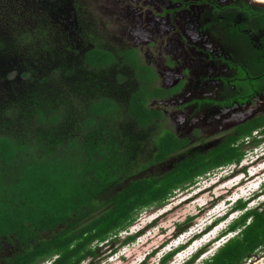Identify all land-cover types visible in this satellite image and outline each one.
I'll use <instances>...</instances> for the list:
<instances>
[{
	"label": "trees",
	"instance_id": "obj_1",
	"mask_svg": "<svg viewBox=\"0 0 264 264\" xmlns=\"http://www.w3.org/2000/svg\"><path fill=\"white\" fill-rule=\"evenodd\" d=\"M78 1L0 0V247L10 250L0 264L95 259L143 210L240 164L245 144L264 142L263 113L210 150H185L186 141L147 106L146 88H122L109 72L112 57L102 46L78 54L86 44L68 24ZM237 6L260 35L245 54L256 87L264 81V7ZM236 209L243 211L230 225L237 235L200 264H244L264 251V210L243 200ZM136 239L128 235L120 245ZM202 252L184 264H196Z\"/></svg>",
	"mask_w": 264,
	"mask_h": 264
},
{
	"label": "flooded vegetation",
	"instance_id": "obj_2",
	"mask_svg": "<svg viewBox=\"0 0 264 264\" xmlns=\"http://www.w3.org/2000/svg\"><path fill=\"white\" fill-rule=\"evenodd\" d=\"M242 2L248 3L79 0L68 24L80 44H86L78 54L93 50L95 43L102 46L112 57L107 69L121 87L146 88L151 95L147 106L157 113V121L186 144V134L200 128L212 133L222 127L217 120L230 115L225 122L231 123L225 126H235L213 141L218 143L254 117L249 116L264 113V81L255 87L256 75L243 59L248 43L260 35L248 27L249 18L242 17L237 6ZM83 32L89 33V41L83 40ZM258 98V106L251 108ZM241 109L246 111L237 121ZM9 251L0 247V256Z\"/></svg>",
	"mask_w": 264,
	"mask_h": 264
},
{
	"label": "rangeland",
	"instance_id": "obj_3",
	"mask_svg": "<svg viewBox=\"0 0 264 264\" xmlns=\"http://www.w3.org/2000/svg\"><path fill=\"white\" fill-rule=\"evenodd\" d=\"M244 1L255 5L253 3L255 0ZM243 59L247 62L245 54ZM260 101L261 98L254 99L251 108L255 109ZM245 111L246 109L238 110L241 114L240 117H236L237 121ZM257 116L259 114L254 115ZM226 117L217 120V124H221L222 127L217 126L218 129L212 133H208L206 128H200L194 134L193 132L186 134L188 143L185 150L202 148V151H206L214 147L217 142L213 141L232 131L235 126L233 123L229 127L225 126L230 122H225L230 115ZM159 128L156 127L155 130ZM244 151L246 154L240 164H232L201 177L188 190L177 191L161 208L143 210L128 231L119 237L123 240L128 235L137 234L134 242L120 245L119 240L109 246H103L95 259L90 258L83 264H159L171 246H173L171 249H174L185 242H188L186 246L179 247L180 255L173 256L168 264H183L202 248L207 252L200 254L196 264L211 257L221 245L238 233L230 230V225L243 213L236 209L237 200L241 199L247 203L248 209L264 210V142L257 148L245 144ZM165 166L166 164L152 166L148 171H143V174H156L160 169L162 171L167 168ZM239 180H242V184L233 187ZM179 223H184L182 232L179 231ZM203 231L207 234L197 235ZM195 235L197 237L190 240ZM262 258L264 251L247 258L244 264H253Z\"/></svg>",
	"mask_w": 264,
	"mask_h": 264
},
{
	"label": "clouds",
	"instance_id": "obj_4",
	"mask_svg": "<svg viewBox=\"0 0 264 264\" xmlns=\"http://www.w3.org/2000/svg\"><path fill=\"white\" fill-rule=\"evenodd\" d=\"M243 174H244V171L242 172ZM239 183H241L242 184V180H239L238 182H237V184H239ZM261 183H262V181H261ZM258 188H260V186L258 187ZM263 190H264V181H263ZM219 199V198H218ZM217 199V200H218ZM241 199H239V200H237L236 201V203L238 202V201H240ZM216 201V200H215ZM214 202V201H213ZM235 203V204H236ZM201 234H207V232H205V231H203V232H201V233H199V234H197V235H201ZM197 235H195V236H192L191 238H190V240H193V239H195L196 237H197ZM210 242V241H209ZM187 243L188 242H185L184 244H180V245H178L177 247H175L174 249H171L173 246H171L170 247V251L168 252V253H174V256H178V255H180V253H181V251H180V249L181 248H179V247H181V246H186L187 245ZM207 244V243H206ZM205 244V245H206ZM185 250V248L182 250V252ZM203 250V248L202 249H200L199 251H196L195 253H194V255H191V258L190 259H192L195 255H197V254H199L201 251ZM207 252V251H206ZM206 252H204L203 254H205ZM148 257V256H147ZM147 257L145 258V259H147ZM189 259V260H190ZM171 260V259H170ZM169 260V261H170ZM188 260V261H189ZM169 261L167 262V263H165V264H168L169 263ZM187 262V261H186ZM185 262V263H186ZM160 264V263H159ZM184 264V263H183Z\"/></svg>",
	"mask_w": 264,
	"mask_h": 264
},
{
	"label": "water",
	"instance_id": "obj_5",
	"mask_svg": "<svg viewBox=\"0 0 264 264\" xmlns=\"http://www.w3.org/2000/svg\"><path fill=\"white\" fill-rule=\"evenodd\" d=\"M253 3L256 5V6H261V7H264V1H261V0H255L253 1ZM253 5V4H252ZM254 115H251L249 116V118H252ZM245 122V121H242V123ZM241 124V123H240ZM253 264H264V258H262L261 260H258L257 262L253 263Z\"/></svg>",
	"mask_w": 264,
	"mask_h": 264
},
{
	"label": "bare ground",
	"instance_id": "obj_6",
	"mask_svg": "<svg viewBox=\"0 0 264 264\" xmlns=\"http://www.w3.org/2000/svg\"><path fill=\"white\" fill-rule=\"evenodd\" d=\"M255 176V175H254ZM239 184H237V185H234L233 187H235V186H238Z\"/></svg>",
	"mask_w": 264,
	"mask_h": 264
}]
</instances>
